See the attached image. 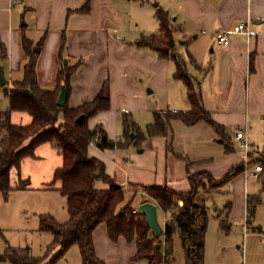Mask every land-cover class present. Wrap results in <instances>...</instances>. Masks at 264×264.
I'll return each mask as SVG.
<instances>
[{"label":"crops","instance_id":"crops-1","mask_svg":"<svg viewBox=\"0 0 264 264\" xmlns=\"http://www.w3.org/2000/svg\"><path fill=\"white\" fill-rule=\"evenodd\" d=\"M158 8L166 10L177 27L176 52L186 59L188 71L199 82L205 109L229 136L232 149L226 150L219 131L207 120L187 124L173 117L167 135L146 137L139 144L130 142L125 147L101 148L91 143L89 154L104 161L107 173L124 186L128 198L135 196L133 207L143 202L142 196L134 194L141 185L166 184L186 191L191 186V173L208 171L219 179L243 165L219 188L199 194V200L205 205L209 219H217L219 231H232L236 221L235 228H244L246 224L245 233L249 236L257 232L263 250L264 233L260 232L261 225L258 227L256 212L264 202V186L257 191L251 179L261 177L264 182V0H0V43L6 50V56L0 58V69L3 68L7 78L0 87L8 100L5 108H9L5 90L23 78L27 57L22 40L27 37L34 44L42 39L37 56L42 87L53 90L58 86L60 61H84L68 81L65 103L68 107L94 100L107 81L109 106L92 115L88 127L101 124L110 139L126 141L124 112L130 113L146 133L154 111L190 109L186 85L173 76L174 60L135 43L141 34L159 31ZM240 21H248L252 34L232 32L230 44H220L216 32L232 29ZM31 119L27 111H11L13 123L28 124ZM237 128H247V148L242 139L234 137ZM62 161V153L55 145L39 144L33 156H26L18 168L11 169L12 191L52 192L60 202L65 201L67 210L66 197L58 189L61 182L53 181L54 171ZM259 163L262 170L258 176H251ZM23 178L29 182L21 184ZM96 186L106 188L107 184L97 180ZM224 191L229 192L230 198L219 207L214 206L217 210L212 213L215 196ZM255 198L258 201L248 222L249 203ZM148 201L155 203L163 215L164 210L153 198ZM183 202L179 198L178 206ZM227 208L228 227L223 229L218 215ZM207 231L208 225L204 264ZM175 241L181 244L184 253L177 227L173 232ZM93 242L96 255L104 264H149L147 258H134L135 240L128 241L124 236L111 239L104 222L94 229ZM5 253L6 250L0 255V264L10 263ZM81 262L82 258L76 259L75 264ZM215 264L224 263L219 259Z\"/></svg>","mask_w":264,"mask_h":264},{"label":"trees","instance_id":"trees-1","mask_svg":"<svg viewBox=\"0 0 264 264\" xmlns=\"http://www.w3.org/2000/svg\"><path fill=\"white\" fill-rule=\"evenodd\" d=\"M160 28L157 33L141 34L135 41L139 47H149L163 58H172L175 62L173 76L181 79L187 88V96L191 103L188 110L164 109L154 111V119L146 125V133L132 119L130 113L122 114V123L126 141L108 138L103 126L96 124L88 127V119L98 111L108 108L109 97L106 91L107 81L94 100L78 107L58 105L57 96L62 83L68 87L72 74L80 70L84 61L77 60L69 65L60 61L57 71L58 86L51 90L39 83L37 71L38 50L42 39L36 44L30 38L24 37L22 49L27 61L23 65V78L15 80L13 85L5 90L9 97V108L0 114V192L7 198L13 189L10 183V172L13 167H19L23 158L33 156L35 148L50 142L62 153V164L53 174V181L61 182L59 191L66 197L68 218L60 221L53 214H39V230L49 231L53 235L47 251L42 255H33L28 247L9 246L5 257L11 264H56L68 249L77 245L81 254V264H104L95 252L93 231L102 222L107 226L109 236L116 240L124 236L128 241L135 240V259L147 258L149 264L163 262L162 243L155 241L161 237L147 223L145 215L132 212L134 195L127 197L123 185L117 183L105 168L100 158L89 154V145L98 144L101 148L125 147L130 142L139 144L146 137L167 135L171 128V119L179 117L187 124L199 119H205L220 133L227 151L232 149L229 136L217 124L203 105L199 82L188 71L186 59L176 52L173 25L168 13L162 8L156 11ZM6 56V50L0 43V58ZM21 110L31 114L28 124H18L11 121V111ZM82 116L81 122L77 118ZM60 117L63 121H60ZM131 133L135 134L131 140ZM29 140L25 144L26 140ZM242 166L229 171L217 179L208 171H200L189 175L190 189L175 190L166 184L141 185L146 193L143 202L153 198L163 210H171L172 218L166 222L163 232L166 251L173 249V232L178 228L185 255V264H204L205 234L209 215L203 202L199 200L202 192L209 191L199 181L196 175L205 173L211 179L212 189L219 188L237 174ZM107 184L106 188H98L96 181ZM202 185L203 189L200 188ZM205 190V191H204ZM198 197V198H197ZM184 200L181 207L178 199ZM258 201L250 200L248 222L254 214V205ZM228 208L219 214L220 226L228 227ZM55 251L49 256L51 250Z\"/></svg>","mask_w":264,"mask_h":264},{"label":"rangeland","instance_id":"rangeland-1","mask_svg":"<svg viewBox=\"0 0 264 264\" xmlns=\"http://www.w3.org/2000/svg\"><path fill=\"white\" fill-rule=\"evenodd\" d=\"M67 63L69 65L74 64ZM7 104V97L3 88L0 87V114L6 109ZM196 176L207 190H213L212 184L214 182L208 175L202 173ZM251 181L257 191L264 186L261 177L260 179L252 178ZM19 182L27 184L29 179L24 180L23 178ZM200 188L203 189L202 185ZM138 189L142 188L137 187L135 191ZM202 193L205 194V192ZM228 194V191H224L215 196L216 201L212 205V213L217 210L214 206L218 205L219 207L220 204L226 203L230 198ZM141 195L142 197L146 196V194ZM45 212L53 214L60 221L69 215L65 201L60 202L53 196L52 192L36 189L11 190L7 198H4L0 192V255L9 246L28 247L33 255L44 254L53 239L51 232L39 230V214ZM157 213L159 221L162 220V210L158 209ZM256 220H260L258 227L261 225L259 229L264 232V202L258 206ZM217 223L216 218L210 217L206 235V264H215L219 259L223 260L224 264H264V249L260 250V238L256 235L257 232L248 236L243 226L235 228L237 221L232 225V228L234 227L232 231L221 232L218 230ZM155 242L158 245L162 243L164 246L162 247L164 257L161 264H184L183 249L178 241L173 243L172 251H166L168 244L163 235ZM54 251L55 249L51 250L49 256ZM73 253L77 256L76 259L81 258L78 246L73 245L64 256L57 260L56 264H75L76 259Z\"/></svg>","mask_w":264,"mask_h":264},{"label":"built area","instance_id":"built-area-1","mask_svg":"<svg viewBox=\"0 0 264 264\" xmlns=\"http://www.w3.org/2000/svg\"><path fill=\"white\" fill-rule=\"evenodd\" d=\"M232 32H235V33H243V34H246V35H251L252 34V31L249 27V23L248 21H240L238 22L237 24H235L233 26L232 29H220L216 32V39L217 41L222 44V45H229L230 44V33ZM246 129L247 128H237L235 129V134H234V137L236 139H242L243 140V145L244 147L247 148L248 146V143H247V140H246V137H245V134H246ZM262 170V165L259 163L255 166L254 168V171L251 172V175L252 176H258V172ZM136 194L142 196L141 194H146L144 192V190L142 189H138L136 191ZM132 212L133 213H136V214H139V215H144L142 210L139 208V206H136V207H133L132 208ZM172 218V211L171 210H164L163 211V217H162V228H163V231H164V226L166 224L167 221H169L170 219ZM247 225L244 224V228L246 229ZM261 231V230H260ZM261 233L263 234L264 232L261 231ZM11 264V263H9Z\"/></svg>","mask_w":264,"mask_h":264},{"label":"water","instance_id":"water-1","mask_svg":"<svg viewBox=\"0 0 264 264\" xmlns=\"http://www.w3.org/2000/svg\"><path fill=\"white\" fill-rule=\"evenodd\" d=\"M7 82L3 68L0 69V85H4ZM67 98V88L65 84H62L57 97V104L64 105ZM82 116L77 118V122H81ZM134 137V134H131ZM139 208L142 210L146 217L147 223L150 228L155 232V236H160L163 233L162 225L158 219L157 205L150 201L140 203Z\"/></svg>","mask_w":264,"mask_h":264}]
</instances>
